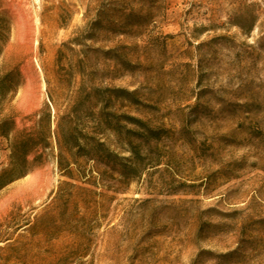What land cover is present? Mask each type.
Here are the masks:
<instances>
[{
  "label": "rangeland",
  "instance_id": "rangeland-1",
  "mask_svg": "<svg viewBox=\"0 0 264 264\" xmlns=\"http://www.w3.org/2000/svg\"><path fill=\"white\" fill-rule=\"evenodd\" d=\"M10 168L0 264H264V0H0Z\"/></svg>",
  "mask_w": 264,
  "mask_h": 264
},
{
  "label": "trees",
  "instance_id": "trees-1",
  "mask_svg": "<svg viewBox=\"0 0 264 264\" xmlns=\"http://www.w3.org/2000/svg\"><path fill=\"white\" fill-rule=\"evenodd\" d=\"M102 97L103 96L97 94L95 99H96L97 103H102L101 107H100L99 114L102 117L104 116V119H106L105 118L107 116L106 115L107 113L105 112L106 106L104 105V102H102L103 101ZM137 121H140V120H137ZM142 125H144V126H140V127H142V129H143L142 134H144V135H148V134H150L151 131H155L152 128H150L149 126H147L146 124H142ZM110 127H113V126H110ZM19 144L22 145L23 143L19 142ZM137 146H138V144H132V142H130L128 144V151L131 154V156L129 158L124 157V156H119L116 152L111 151L110 148L106 145V143L99 140V139L98 140L94 139V141L92 143V150H93V155L94 156L96 155L95 157H98L100 155V157L104 158V160H106L108 163L113 162L114 164H117L118 161H120V160L129 161L130 163L126 167L130 171V174L131 173L134 174V173H136V170H137V164H135V162H137V161H135V160H137V158H140V160L143 159L140 156V154H138V151L136 149ZM12 154L13 155L16 154L15 148H14ZM14 164H16V163H14ZM13 170H14L13 168H10V169H4L0 172V188L2 186H4L5 184L11 182L14 179L13 178L14 177L13 176L14 175ZM68 173H70V172H68Z\"/></svg>",
  "mask_w": 264,
  "mask_h": 264
}]
</instances>
